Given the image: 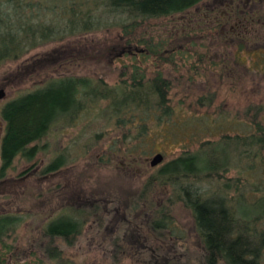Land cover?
<instances>
[{
	"label": "rangeland",
	"instance_id": "374dc122",
	"mask_svg": "<svg viewBox=\"0 0 264 264\" xmlns=\"http://www.w3.org/2000/svg\"><path fill=\"white\" fill-rule=\"evenodd\" d=\"M134 37L127 40L119 27L88 31L0 61V89L5 92L0 107L67 76L103 79L113 86L120 77L128 80L135 67L146 78L160 73L169 79L173 101L184 102L178 106L175 124H149L144 145L132 152L123 150L118 142L122 134L113 130L105 115H99L105 108L101 102L80 109L72 121L53 126L37 144L34 168L23 176L18 175L31 162L17 157L0 178V214L14 213L21 219L16 233L21 260L56 264L43 254L42 227L69 206L88 211L87 220L71 245L56 242L67 259L60 264L202 260L205 252L192 214L181 203L172 205L171 215L182 239L152 227L154 211L170 194L169 187L155 184L145 194L140 191L149 175L183 147L194 146L198 139L216 141L223 132L241 131L243 125L235 116L240 117L248 106H262L264 113V0H203L182 13L146 21ZM140 37L147 44L151 38L163 59L136 52L143 47L136 43ZM204 95L212 101L197 107L195 100ZM3 129L0 117V138ZM112 139L116 147L110 150ZM148 144L153 145L150 154L144 152ZM130 146L134 147L133 141ZM58 152L67 154L68 162L41 174L40 169ZM156 153L163 155V161L151 167ZM224 174L234 178L238 172L230 169ZM262 174L248 176L261 181Z\"/></svg>",
	"mask_w": 264,
	"mask_h": 264
},
{
	"label": "trees",
	"instance_id": "16d2710c",
	"mask_svg": "<svg viewBox=\"0 0 264 264\" xmlns=\"http://www.w3.org/2000/svg\"><path fill=\"white\" fill-rule=\"evenodd\" d=\"M203 0H0V61L17 58L26 51L88 31L119 27L127 40L136 29L151 19L182 13ZM140 37L136 43L140 55L163 59L157 44ZM133 53V56L136 54ZM179 54V53H178ZM174 53H169L172 57ZM264 56V55H263ZM144 58V57H142ZM263 60V59H262ZM127 79L115 85L103 79L62 77L43 87L27 91L6 101L0 107L4 122L0 138V178L12 167L17 157L30 165L18 176L30 172L38 153V142L56 124H66L87 106H99L127 152L144 145L149 124H175L183 101L174 102L171 82L160 73L146 78L135 67ZM210 96L195 100L198 106L211 102ZM191 105H188L190 107ZM262 106H248L235 121L241 131L223 132L218 140L198 139L195 145L183 147L179 155L163 163L146 179L140 194L155 184L167 186L170 194L155 209L154 230L183 238L173 226L171 207L179 202L193 217L204 256L195 264H264V113ZM239 120V121H238ZM134 130V132H132ZM96 138L99 134H95ZM131 141L134 147H131ZM219 146L221 149H219ZM116 147L112 139L109 149ZM152 144L144 147L150 154ZM67 154L58 152L40 169L41 174L57 171L67 162ZM230 169L238 175L226 178ZM262 172L261 181L248 175ZM249 178H248V177ZM225 178V179H224ZM220 179H224L220 182ZM69 206L42 227L46 239L43 254L60 264L67 259L57 241L71 245L82 232L87 213ZM21 219L14 213L0 214V264H39L20 259L16 233ZM33 256V254H31ZM174 264V263H173ZM183 264H192L185 262Z\"/></svg>",
	"mask_w": 264,
	"mask_h": 264
},
{
	"label": "water",
	"instance_id": "95a60500",
	"mask_svg": "<svg viewBox=\"0 0 264 264\" xmlns=\"http://www.w3.org/2000/svg\"><path fill=\"white\" fill-rule=\"evenodd\" d=\"M5 92L3 89H0V100L4 97ZM163 161V155L161 153H156L150 160V166L154 167L160 164Z\"/></svg>",
	"mask_w": 264,
	"mask_h": 264
}]
</instances>
